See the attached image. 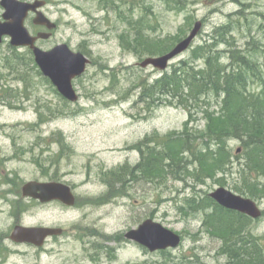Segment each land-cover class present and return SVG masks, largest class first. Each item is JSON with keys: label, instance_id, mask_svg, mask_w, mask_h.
Listing matches in <instances>:
<instances>
[{"label": "rangeland", "instance_id": "1", "mask_svg": "<svg viewBox=\"0 0 264 264\" xmlns=\"http://www.w3.org/2000/svg\"><path fill=\"white\" fill-rule=\"evenodd\" d=\"M44 1L43 11L57 29L38 46L51 50L67 44L91 60L86 74L74 81L79 102L66 105L30 64L26 49H13L9 39L0 46V153H17L19 163L13 165L27 179L36 177L41 165L45 181L68 184L83 200L73 210L62 205L45 207V225L93 229L108 241L109 260L117 264H233L222 251L224 241L205 225L208 212L186 210L187 215L181 210L187 199L211 198V193L225 188L255 201L261 209V218L251 219L244 234L260 242L264 259V193L253 199L236 190L245 188L240 141L227 143L233 165L224 173L211 169L210 175L195 164L190 172H169L156 181L151 174L134 169L142 160L141 151L155 148L158 139L188 132L195 137L194 147L200 148L207 130L201 112L186 125L189 115L183 108L154 107L140 100L141 87L163 73L139 67L151 56L142 54L134 34L143 29L140 32L147 40H153L148 43L175 47L201 21L202 30L192 47L173 60L171 68L189 59L192 49L210 42L215 30L228 25V38L235 48L245 55L261 49L259 70L264 77V0ZM3 14L0 5V19ZM26 27L32 34L43 31L35 28L31 17ZM219 49L227 55L231 50L225 44ZM15 56L25 59L24 68L16 64ZM261 89L254 82L249 91L260 93ZM131 170L134 177L129 176ZM120 171V176L114 175ZM146 220L180 235L181 245L152 253L125 239L126 233ZM75 240L70 239L64 250H79L81 244ZM44 263L58 260L46 256Z\"/></svg>", "mask_w": 264, "mask_h": 264}, {"label": "trees", "instance_id": "2", "mask_svg": "<svg viewBox=\"0 0 264 264\" xmlns=\"http://www.w3.org/2000/svg\"><path fill=\"white\" fill-rule=\"evenodd\" d=\"M140 31L134 34V42L138 46L140 43L142 54L160 56L175 45L164 48L160 41V44L155 41L148 43L153 40H147ZM230 33L228 25L215 30L210 42L192 49L189 59L172 65L170 71L141 87L142 102L154 107L165 105L186 110L189 115L186 125L201 112L207 121L201 147H194L192 141L195 137L188 132L158 139L155 148L148 147L147 151H141L142 160L134 169L151 174L150 179L156 181L169 172H190L195 164L210 175L208 171L211 169L224 173L228 171V166L233 165L227 143L237 140L244 147L241 166L245 188L236 187V190L255 199L264 193V77L259 70L261 49L245 55L229 41ZM220 44L231 48L228 55L227 51L219 49ZM130 48L136 50L133 46ZM29 57L30 64L40 75L32 52H29ZM225 58L228 64L224 62ZM14 61L24 68L25 59L15 56ZM9 63L14 65L12 61ZM45 81L50 83L48 79ZM254 82L262 86L260 93L249 91ZM213 99L217 100L215 104L212 103ZM62 100L66 105L71 104ZM121 174V171L114 173L116 176ZM129 176H135L134 170L129 171ZM118 180L122 179L119 177ZM127 180L123 179L125 182ZM186 203V207H181L185 213L186 210L208 212L205 225L224 241L222 251L233 264H264L260 242L244 234L251 218L222 208L209 196H195L187 199Z\"/></svg>", "mask_w": 264, "mask_h": 264}, {"label": "water", "instance_id": "3", "mask_svg": "<svg viewBox=\"0 0 264 264\" xmlns=\"http://www.w3.org/2000/svg\"><path fill=\"white\" fill-rule=\"evenodd\" d=\"M0 5L5 10L3 21L0 20V45L3 43L4 38H10L11 46L30 48L43 76L51 81L63 98L71 103H77L79 96L74 88L73 81L86 73L91 61L83 53L74 52L67 44L57 45L51 50H43L36 45L38 40H49L52 32L57 28V25L39 10L46 5V2L37 0L35 3L30 4L22 2V0H1ZM30 12L36 14L34 24L46 27L49 32H39L36 36L30 34L25 26V21ZM202 27L203 23L198 21L190 34L181 40L169 53L159 57L146 58L140 63V67L143 69L153 67L160 71L167 70L174 59L191 47L200 34ZM37 190H41L42 194H44V196L39 197L46 203L59 200L66 206L75 204L76 199L71 188L64 183H46L44 186L31 183L26 188L28 194ZM210 196L227 210L239 212L254 220L262 216V211L255 201L234 194L225 188L217 189ZM24 230L33 231L32 229L22 228L18 230L17 234L24 236V234L28 233ZM37 231L41 235L44 233V238L61 232L50 228ZM125 238L140 244L150 252L176 249L182 243L180 235L153 220L144 221L137 229H132L126 233Z\"/></svg>", "mask_w": 264, "mask_h": 264}, {"label": "flooded vegetation", "instance_id": "4", "mask_svg": "<svg viewBox=\"0 0 264 264\" xmlns=\"http://www.w3.org/2000/svg\"><path fill=\"white\" fill-rule=\"evenodd\" d=\"M32 16L34 14L29 18L34 19ZM34 26L45 31L44 27ZM18 156L17 153L11 156L0 153V264H45L46 256L57 257V264H117L109 260L108 241L104 237H99L93 229L45 225L43 221L45 207L62 205L65 210H73L83 200L70 185L76 199L73 206H66L59 200L46 203L39 197L44 196L41 190L28 194L26 188L31 183L44 186L46 183L59 181H45L41 165L38 170L40 173L36 177L25 178L19 168L13 165L19 163ZM22 228L33 231L24 230L28 233L24 236L18 235V230ZM46 228L61 232L44 238V233L41 235L37 230ZM72 238L81 244L80 249L73 252L65 251L64 248L69 245L68 241Z\"/></svg>", "mask_w": 264, "mask_h": 264}]
</instances>
